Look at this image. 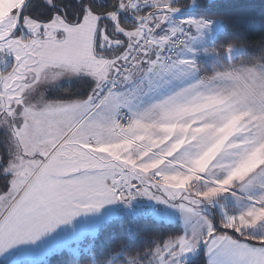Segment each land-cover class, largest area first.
<instances>
[{
  "label": "snow or ice",
  "instance_id": "obj_1",
  "mask_svg": "<svg viewBox=\"0 0 264 264\" xmlns=\"http://www.w3.org/2000/svg\"><path fill=\"white\" fill-rule=\"evenodd\" d=\"M75 3L0 0V255L146 197L176 209L183 233L127 258L125 242L90 264H188L201 248L206 264H264V63L232 62L237 45L252 43H229L222 70L185 82L198 72L192 45L214 25L227 31L229 17L174 19L175 0ZM63 77L90 86L81 97L37 98ZM225 194L245 203L217 226L202 206Z\"/></svg>",
  "mask_w": 264,
  "mask_h": 264
},
{
  "label": "trees",
  "instance_id": "obj_2",
  "mask_svg": "<svg viewBox=\"0 0 264 264\" xmlns=\"http://www.w3.org/2000/svg\"><path fill=\"white\" fill-rule=\"evenodd\" d=\"M58 3L68 10L76 7L75 0H58ZM175 4L183 9L189 7L187 6L188 0H175ZM33 11L47 15L49 10H47L46 5L37 2ZM191 14L200 17L224 15L230 18V28L227 31L220 30L212 44V48H215L222 56L219 60H224L225 53L223 49L229 43H234L237 39L242 38L252 43V46L245 48V51L236 56L233 62L236 64L241 62L251 64L256 61L264 63V49L255 45V42L264 40V0H196ZM237 47L239 46L237 45ZM215 61V67H212L214 62L199 65L202 76H211L214 68L223 69L221 64L217 63V60ZM228 63L224 64L227 65ZM89 86L90 81L82 78L60 86L49 97L52 100L81 97L86 93ZM6 140V136L0 133V154L5 156L7 154ZM233 208L230 210L233 214H236L235 208ZM220 221L221 218L218 215L217 226H219ZM183 231L182 225L178 222L167 223L152 216L121 217L104 225L95 240L91 238L92 241L86 240L83 242L92 247L91 253L75 257L74 253L63 251L38 264H75L76 262L77 264H89L93 258L111 259L125 242L130 243L132 247L131 253H123L125 258L129 255H143L149 247L153 246V237L162 240L169 236L180 235ZM80 249L82 250V248ZM117 260H119V257H117ZM206 262L207 257L202 249L192 260L188 261V264H206Z\"/></svg>",
  "mask_w": 264,
  "mask_h": 264
},
{
  "label": "rangeland",
  "instance_id": "obj_3",
  "mask_svg": "<svg viewBox=\"0 0 264 264\" xmlns=\"http://www.w3.org/2000/svg\"><path fill=\"white\" fill-rule=\"evenodd\" d=\"M5 14L4 8L0 6V18H3ZM185 16L200 18V16L189 12L180 13L175 16L174 19H181ZM219 32L220 29L214 25L211 30L204 32L202 39L192 45L195 55L191 58L195 60L198 72L194 77H189L185 82H190L191 80L204 77L200 73V64H209L214 62L212 67H215V60H217V63H220L222 67H225L226 64L224 63L229 62L226 54H224V60L221 61L219 59H221L222 56H220L218 51L216 53L206 51L213 49V41L216 39ZM244 51L245 49H243L242 52ZM242 52L239 47H237L233 52V59ZM80 79L82 78L63 77L54 83L42 85L38 90L37 98L40 93H43L46 100L53 101L49 96L55 89H58L64 84H69ZM174 87H176V82L166 86V90ZM0 133H3L8 140L6 126H0ZM244 203L245 202L243 200L237 201L231 194H225L219 197L218 201L213 205L202 206V211L204 214L213 219V222L216 224L218 215L222 218L225 213L233 214L230 210L232 207L235 208V212L238 214L244 207ZM143 216H152L158 220H164L167 223L178 222L184 229L180 213L176 209L146 197H137L135 200L131 201L130 204L117 202L115 204L105 206L98 212L81 214L80 216L75 217L70 223L59 225L54 231L45 233L36 240H28L17 243L10 247L5 253L0 255V264H38L63 251L72 252L76 255L75 257L91 253L88 250L92 249V247L87 246L88 244L83 242L86 240L92 241L91 238L95 240L104 225L121 217L138 218ZM59 241L64 242L62 247H56V244ZM80 248H82V250ZM201 250L202 248L196 254H198ZM194 256L189 257L188 261L192 260ZM75 264H77V262Z\"/></svg>",
  "mask_w": 264,
  "mask_h": 264
},
{
  "label": "water",
  "instance_id": "obj_4",
  "mask_svg": "<svg viewBox=\"0 0 264 264\" xmlns=\"http://www.w3.org/2000/svg\"><path fill=\"white\" fill-rule=\"evenodd\" d=\"M183 9V8H182ZM194 9V5L193 6H190L188 7L187 9H183V11L181 13H189V12H192Z\"/></svg>",
  "mask_w": 264,
  "mask_h": 264
}]
</instances>
